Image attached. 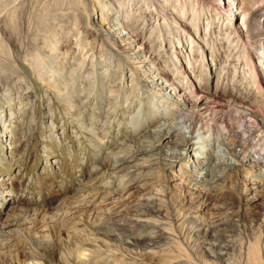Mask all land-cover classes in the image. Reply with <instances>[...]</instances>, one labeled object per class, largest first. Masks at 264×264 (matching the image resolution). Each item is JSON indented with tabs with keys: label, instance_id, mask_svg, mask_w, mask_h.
<instances>
[{
	"label": "rangeland",
	"instance_id": "374dc122",
	"mask_svg": "<svg viewBox=\"0 0 264 264\" xmlns=\"http://www.w3.org/2000/svg\"><path fill=\"white\" fill-rule=\"evenodd\" d=\"M255 21L264 0H0V264H264ZM180 109L247 158L194 181L220 159H171Z\"/></svg>",
	"mask_w": 264,
	"mask_h": 264
},
{
	"label": "bare ground",
	"instance_id": "6f19581e",
	"mask_svg": "<svg viewBox=\"0 0 264 264\" xmlns=\"http://www.w3.org/2000/svg\"><path fill=\"white\" fill-rule=\"evenodd\" d=\"M242 24L245 25L244 23H242ZM255 25H256V27H255L256 30H263L264 29V23H258L257 21H255ZM117 34H119V36L122 35L120 32H118ZM235 36L236 37L239 36L238 40H240V34L238 33V31H236ZM258 58L260 60L259 61L260 64H263L264 48H263L261 56H259ZM182 110L183 109H180V110H177V112H174L175 113L174 118H173L174 121L172 119H171L172 121L170 120V122L165 121L163 124L160 125V128L157 131V135H160L161 137L172 136L175 131L178 135H181L183 137V139L185 141V147L183 148L182 151L178 150V149L174 150L175 149L174 148L173 151L170 152L171 157H172L171 159L175 160V159L182 158L183 155L185 153H187L191 147L196 148L197 149L196 151L198 154L205 155V156H207V158L212 159V157H218L220 159L219 160L220 164H217L214 169L210 168L209 166L208 167L205 166L206 164L203 165L199 171H196V169H192L191 170L192 174L189 176H190V178H194V181H196L197 183L201 182V181L203 182V180L208 179V178H211L213 180L215 176L216 177L218 176V174H216V172L219 169L221 170L223 168V166H225V164L228 165V163H226L225 159H226V157H229V155H231V154L234 156V158L236 160H239L240 157H242L243 160L247 158V155H248L247 150H246L247 147H245V146H243L241 151L235 152L231 149L228 151L227 148H225V146L223 147V145L220 144L222 141L219 142V139H220L219 136L216 137L217 139L212 144L211 143L212 141L210 142V139H209L212 136L210 127H207V126L202 127L201 125L197 124V122L195 120L190 121L188 115L183 116V113L181 112ZM247 119L249 120V118H246V120ZM165 130H167V131L164 133L163 131H165ZM207 133H209V134H207ZM178 135H173V136L176 137ZM221 137H223V135ZM230 144H231V147L233 149L234 145L236 144V141L235 140L230 141ZM223 159H224V161H223ZM261 159H262L261 157L255 158L254 159V164H255L254 166L260 167ZM195 174H197V175H195ZM128 227H130V226H128ZM154 227H156V228L154 229ZM149 229L150 230L153 229V231L151 232L152 234L158 233L160 236L167 234V231L163 227L160 226L159 220L155 221L153 223V225L149 221H145V226H144L143 230H145L147 232ZM151 233L142 235V237H144V239H148L151 236Z\"/></svg>",
	"mask_w": 264,
	"mask_h": 264
}]
</instances>
